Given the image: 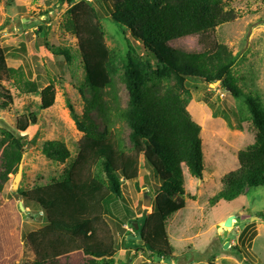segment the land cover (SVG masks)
Here are the masks:
<instances>
[{
	"label": "trees",
	"instance_id": "16d2710c",
	"mask_svg": "<svg viewBox=\"0 0 264 264\" xmlns=\"http://www.w3.org/2000/svg\"><path fill=\"white\" fill-rule=\"evenodd\" d=\"M63 1L71 7L76 48L45 46L53 57L67 63L74 59L73 54L78 55L84 71L80 92L86 88L91 95L81 116L67 104L70 118L82 134L74 157L59 141H48L42 147L47 159L65 165L62 174L43 186L17 191L44 215L43 225L25 238L31 264H70L73 253L82 256L79 264H116L119 248L113 231L121 227L107 220L106 204L112 197L120 198L122 182L138 178L141 161L159 186L153 195L149 192L152 212L130 224L135 234L137 224L141 235L134 248L145 249L149 259L171 258L174 252L167 220L184 209L186 198L194 199L184 191V169L195 179H201L203 172L201 127L187 111V80L207 86L220 82L224 92L243 102L254 135V142L238 152L236 169L220 179L219 192L209 204L231 202L252 188L264 187V101L253 97L233 77L236 55L209 39L218 27L239 16L225 9L222 0H98L106 4L110 20L121 27L127 47L121 54L106 46L92 2ZM126 34L142 43L153 55V63L136 55ZM187 36H199L203 50L184 52L167 46ZM5 79L18 96L39 98V110L54 105V84L39 90L21 67L6 66L0 51V111L12 104L10 90L2 83ZM116 79L128 94L123 108L116 95ZM93 112L104 121L102 130ZM34 120L33 113L27 114L12 129L0 127V190L23 161L26 131ZM115 122L126 126V139L112 128ZM121 246L131 248L124 240Z\"/></svg>",
	"mask_w": 264,
	"mask_h": 264
},
{
	"label": "rangeland",
	"instance_id": "374dc122",
	"mask_svg": "<svg viewBox=\"0 0 264 264\" xmlns=\"http://www.w3.org/2000/svg\"><path fill=\"white\" fill-rule=\"evenodd\" d=\"M84 1L92 2L99 15L106 46L125 53L127 47L121 27L110 20L106 4L98 0ZM222 3L225 9H232L239 17L218 27L209 39L226 45L236 55L231 70L233 77L253 97L257 95L264 101V0H222ZM70 8L60 0H0V51L6 66L21 67L26 77L38 84L39 90L50 83L54 84L55 90L54 105L39 110V98L18 96L7 79L2 82L10 90L12 104L0 111V127L12 129L17 119L27 114L33 113L35 120L26 131L28 143L17 190H11L15 175H10L0 190V264L32 262L25 238L43 225L44 215L17 191L19 188L28 191L49 183L62 174L65 166L47 159L42 153L43 145L48 141H59L74 157L77 142L82 137L67 107L69 104L81 116L85 100L91 95L86 88L80 92L84 84L80 59L73 54L74 59L67 63L61 57H53L45 46L70 47L73 51L76 48ZM126 38L140 59L153 63V55L142 43L128 34ZM201 42L199 36H187L169 42L167 46L184 52H201L204 48ZM115 84L118 103L123 108L128 94L118 79ZM186 92L189 97L187 111L201 127L203 172L201 179H195L184 169L183 188L194 199L186 198L184 209L167 220L169 245L174 256L149 259L145 249L137 251L134 248L139 241H128L129 236H135L130 224L152 212V198L149 208L142 205L143 192L153 195L159 186L150 168L141 161L138 178L122 182L120 198L112 197L106 204L107 220L121 227L113 231L119 248L116 264H264V187L252 188L231 202L209 204L219 192L222 176L236 169L238 152L254 142L246 108L241 100L224 92L220 84L207 86L189 79ZM92 117L102 130V118L95 112ZM112 128L126 139L128 131L124 124L115 122ZM229 218H232L231 226L225 228L223 224ZM122 240L131 248L122 247ZM81 261L82 256L78 253L68 259L70 264Z\"/></svg>",
	"mask_w": 264,
	"mask_h": 264
},
{
	"label": "water",
	"instance_id": "95a60500",
	"mask_svg": "<svg viewBox=\"0 0 264 264\" xmlns=\"http://www.w3.org/2000/svg\"><path fill=\"white\" fill-rule=\"evenodd\" d=\"M217 84H220V82H215L214 83V85H217ZM210 85H212V84H210ZM21 170H22V163L19 164L17 173L15 174V176H14V178L12 180V183H11V190L12 191H16L17 190L18 181H19L20 176H21ZM142 205L146 209L149 208L150 205H151V197L149 195V192H147V191L143 192V203H142ZM231 220H232V218L227 219L224 222L223 226L225 228H229L231 226ZM134 229L136 231L135 236H129L128 239H132V240H135V241H140L141 235L138 232V225L137 224H134ZM226 248H227V244L224 245V249H226Z\"/></svg>",
	"mask_w": 264,
	"mask_h": 264
}]
</instances>
